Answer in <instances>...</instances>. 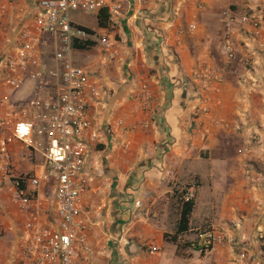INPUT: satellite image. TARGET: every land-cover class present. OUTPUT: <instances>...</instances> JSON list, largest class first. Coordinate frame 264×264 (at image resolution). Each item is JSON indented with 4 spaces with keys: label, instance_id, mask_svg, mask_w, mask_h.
I'll list each match as a JSON object with an SVG mask.
<instances>
[{
    "label": "crops",
    "instance_id": "0c3cea01",
    "mask_svg": "<svg viewBox=\"0 0 264 264\" xmlns=\"http://www.w3.org/2000/svg\"><path fill=\"white\" fill-rule=\"evenodd\" d=\"M39 0H0V60L18 46L32 24ZM123 6L113 35L118 59L95 71L96 44L75 50L74 61L90 63L100 88L89 114L99 132L86 161L90 180L83 196L86 239L74 264H232L237 252L264 264V0H113ZM262 20L260 35L234 31L236 58L222 53L227 11ZM193 25L194 30L188 26ZM248 61L245 66L244 62ZM207 63L222 76L210 93L191 81L195 66ZM0 118L30 119L35 84L25 75L18 91L2 86ZM146 86L151 101L134 97ZM121 128H116L117 122ZM8 131L0 132V147ZM12 176L44 171L42 151L14 141ZM251 170L247 178L245 170ZM5 181L0 186V264H31L22 259L27 216L37 212L43 227L55 225L53 191L37 190L39 207L22 206ZM194 186L189 230L171 241L179 218L173 194ZM221 227L227 241L212 252L194 248L196 232ZM241 237L245 241H240ZM122 246L123 252L118 251ZM149 247L157 252L150 254Z\"/></svg>",
    "mask_w": 264,
    "mask_h": 264
},
{
    "label": "built area",
    "instance_id": "2783aa9c",
    "mask_svg": "<svg viewBox=\"0 0 264 264\" xmlns=\"http://www.w3.org/2000/svg\"><path fill=\"white\" fill-rule=\"evenodd\" d=\"M105 9L110 25L107 33L98 38L104 66L119 57L114 32L122 17L123 6L113 0H39L32 24L24 28L18 46L0 60L3 73L2 86L18 91L24 85L25 75L35 84V95L30 100V119L21 120L13 115L0 118V132L8 131L0 147V186L5 181L17 195L22 206H40L37 190L49 187L53 191L55 225L43 227L39 215L27 216V231L21 243L22 259L31 264H74L79 251L89 252L86 239L87 222L83 196L89 184L86 161L98 143L99 132L89 114L90 101L98 99L101 91L97 83L74 61L75 40L90 39L71 13L96 15ZM4 8H0L3 14ZM262 20L250 14L235 15L227 11L223 19L222 53L226 64L236 58L234 31L239 26L250 28L252 38H258ZM194 30L193 25L188 26ZM114 37V40L111 37ZM248 65V61L244 62ZM222 80L221 74L207 63L193 69L192 83L203 93H210ZM135 99L147 107L151 95L146 86L134 94ZM122 122L116 123L121 128ZM18 141L29 149L42 151L44 171L34 176H12V157L6 146ZM247 178L251 170H245ZM194 186L186 190L184 201L194 200ZM258 242H264V229L254 233ZM227 237L221 227L198 230L194 248L199 253L214 251L225 244ZM240 241H245L241 237ZM118 251L123 252L122 246ZM150 254L156 253L149 247ZM232 264H259L246 251L237 252Z\"/></svg>",
    "mask_w": 264,
    "mask_h": 264
},
{
    "label": "trees",
    "instance_id": "16d2710c",
    "mask_svg": "<svg viewBox=\"0 0 264 264\" xmlns=\"http://www.w3.org/2000/svg\"><path fill=\"white\" fill-rule=\"evenodd\" d=\"M97 28L99 29H107L110 25V19L107 11L105 9H102L95 15ZM84 29L89 35L93 36L95 33L85 27H81ZM95 42L91 39L86 40H75L73 43V48L75 50H90L95 46ZM186 194V191L182 192V195L180 197V201L178 203L179 206V218L176 223V231L173 236L164 235L165 239L170 238L171 241H175L177 236L187 232L189 230V218L194 206L193 201H184V196Z\"/></svg>",
    "mask_w": 264,
    "mask_h": 264
},
{
    "label": "rangeland",
    "instance_id": "374dc122",
    "mask_svg": "<svg viewBox=\"0 0 264 264\" xmlns=\"http://www.w3.org/2000/svg\"><path fill=\"white\" fill-rule=\"evenodd\" d=\"M70 17H71V20L76 24L92 26L94 23V15H87V14L75 12V13H71ZM98 38H99V36H98ZM98 38L96 37L97 45L92 50L93 56H94L92 60H95V66L93 69H95V71H100L101 69L106 68L108 65L113 63V62H111V63L105 64L104 66H101L100 60H101V57L103 56V53H102L101 48L99 46ZM111 38L114 40L113 36ZM80 62H82V61H77V63H78L77 66L81 67L85 72H87L91 76L92 79L96 80L94 73L92 72L93 69L90 68V65H89L90 63H87L85 61H83L84 63H80ZM183 191H186V190L185 189L177 190L173 194L174 198L176 199V203H179L180 197H181Z\"/></svg>",
    "mask_w": 264,
    "mask_h": 264
}]
</instances>
